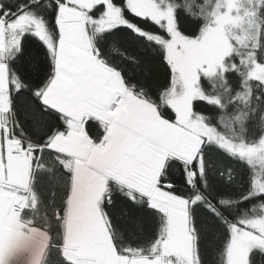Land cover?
Returning <instances> with one entry per match:
<instances>
[{
    "label": "snow or ice",
    "instance_id": "snow-or-ice-1",
    "mask_svg": "<svg viewBox=\"0 0 264 264\" xmlns=\"http://www.w3.org/2000/svg\"><path fill=\"white\" fill-rule=\"evenodd\" d=\"M0 264H264V0H0Z\"/></svg>",
    "mask_w": 264,
    "mask_h": 264
}]
</instances>
